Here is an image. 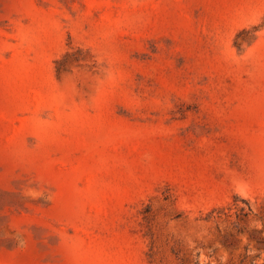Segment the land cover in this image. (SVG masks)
<instances>
[{
    "label": "rangeland",
    "instance_id": "rangeland-1",
    "mask_svg": "<svg viewBox=\"0 0 264 264\" xmlns=\"http://www.w3.org/2000/svg\"><path fill=\"white\" fill-rule=\"evenodd\" d=\"M0 264H264V0H0Z\"/></svg>",
    "mask_w": 264,
    "mask_h": 264
}]
</instances>
